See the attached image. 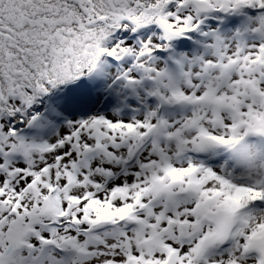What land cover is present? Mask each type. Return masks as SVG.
Masks as SVG:
<instances>
[{"label":"snow or ice","instance_id":"snow-or-ice-1","mask_svg":"<svg viewBox=\"0 0 264 264\" xmlns=\"http://www.w3.org/2000/svg\"><path fill=\"white\" fill-rule=\"evenodd\" d=\"M0 264H264V0H0Z\"/></svg>","mask_w":264,"mask_h":264}]
</instances>
